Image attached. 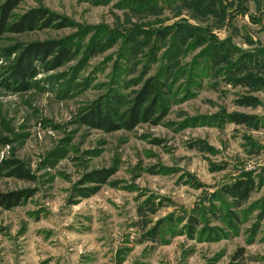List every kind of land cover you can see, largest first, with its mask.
Listing matches in <instances>:
<instances>
[{"label": "rangeland", "instance_id": "374dc122", "mask_svg": "<svg viewBox=\"0 0 264 264\" xmlns=\"http://www.w3.org/2000/svg\"><path fill=\"white\" fill-rule=\"evenodd\" d=\"M207 1L15 10L69 24L6 32L1 48L57 40L74 54L39 65L28 90L0 85V192L33 191L0 206V264H233L240 248L264 264V0ZM149 77L167 83L159 122L86 123L100 106L120 124ZM96 170L108 175L89 180ZM239 181L250 183L243 199L229 193Z\"/></svg>", "mask_w": 264, "mask_h": 264}, {"label": "trees", "instance_id": "16d2710c", "mask_svg": "<svg viewBox=\"0 0 264 264\" xmlns=\"http://www.w3.org/2000/svg\"><path fill=\"white\" fill-rule=\"evenodd\" d=\"M143 1V0H140ZM224 0H208L207 3L212 6L223 3ZM23 0H0V36L6 32L23 33L42 29L47 27L67 26V21H57L61 17L59 14L47 8H33L20 15H15V10L20 6ZM57 21V22H56ZM16 53L15 60L6 68V71H0V85L16 90H28L32 85V78L39 71V65L44 66L48 70L63 65L69 60L74 51L71 47L62 41H37L27 45H18L16 47H0V60L9 58ZM167 83H163L157 77H149L141 84L140 89L135 94L132 104L123 113L121 123H115L110 111L104 110L102 107H93L90 114L85 117L86 123L94 127L105 130L117 129L120 126L133 128L141 122L157 123L162 118L161 113L163 97L166 94ZM116 96L114 101L118 100ZM235 119L239 122H246V117ZM4 167L0 164V172ZM16 176L33 180L30 172L25 169L18 168L13 171ZM103 174V175H100ZM104 171L96 170L89 174V180L106 178ZM97 180V181H98ZM249 182L239 181L229 189V193L240 199L245 198L249 193ZM33 195L31 189L17 190L11 192H0V206L13 208L19 206L25 200ZM245 251L240 248L236 257L242 258L239 263L246 264L244 261Z\"/></svg>", "mask_w": 264, "mask_h": 264}]
</instances>
